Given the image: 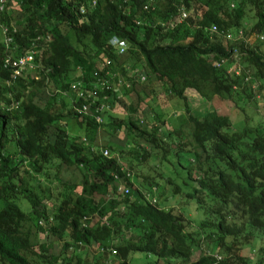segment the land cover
Instances as JSON below:
<instances>
[{
  "label": "trees",
  "instance_id": "obj_1",
  "mask_svg": "<svg viewBox=\"0 0 264 264\" xmlns=\"http://www.w3.org/2000/svg\"><path fill=\"white\" fill-rule=\"evenodd\" d=\"M91 1L7 0L0 12V262L132 264L129 255L143 252L155 257L151 264H264V43L257 39L264 32V0H155L146 10V0H97L95 6ZM2 26L12 37L8 43ZM112 37L125 40L124 53L109 43ZM27 51H34L33 67L12 79L4 59ZM221 59L227 62L218 66ZM253 80L258 90L246 93L245 84ZM75 82L100 98L91 103L78 97ZM142 84L152 85L150 94L164 88L159 100L166 108L169 100H182L189 132L179 126L163 133L160 118L148 123L150 113L141 105L149 94ZM187 89L206 101L233 99L240 109L234 98L243 95L258 110L257 91L262 113L245 114L238 122L252 126L242 129H233L228 114L215 109L199 119ZM103 95L109 109L97 123L94 107ZM82 103L89 111L79 115L74 107ZM112 103L126 115L110 113ZM65 119L83 129L85 140L70 136ZM104 124L112 136L124 131L132 146L95 143L91 135ZM158 151L167 167L176 159L185 168L181 156L191 159L185 170L195 182L187 194L198 201L196 227L185 211L160 208L133 184V169ZM124 157L130 158L131 177L122 171ZM62 165L81 167L82 176L76 183L60 181L65 192L48 210L44 202L51 196L39 178L49 180V168ZM114 174L128 194L116 192ZM137 176L149 191L161 180L180 191L162 171ZM32 227L46 241L35 240ZM256 239L259 253L251 263L243 250H253ZM86 247L99 254L89 259Z\"/></svg>",
  "mask_w": 264,
  "mask_h": 264
},
{
  "label": "rangeland",
  "instance_id": "obj_2",
  "mask_svg": "<svg viewBox=\"0 0 264 264\" xmlns=\"http://www.w3.org/2000/svg\"><path fill=\"white\" fill-rule=\"evenodd\" d=\"M231 42V41H229ZM253 45H258V42L255 41L252 43ZM225 63L227 60H224ZM247 68V67H246ZM253 79V78H252ZM259 82H248L245 84L247 87L246 93H250L253 90H258V88H254V85L258 86ZM143 85V84H142ZM141 88L146 89V93L149 94L148 98L147 96L145 97V103L141 105V107L145 110H147L150 115L149 119L147 120L148 123L150 124L151 122L158 123V118H160L163 122L161 123V132L166 133V128L168 127H181L185 133L189 132L188 131V126L185 123V114L183 111V102L179 98H173L172 100H169V106L166 108L162 105V102L159 100V95L162 96L164 92V88L162 87H155L152 94H150L149 88L151 89L152 85L150 86H145V84ZM149 92V93H148ZM116 94L121 97L122 92L117 88ZM241 94V93H240ZM186 95L189 100L190 105L192 106V114L196 116L197 118L201 119L204 115V113L208 110L215 109L218 112L222 114H228L230 117L232 123H233V129H242L244 126H252L251 122H246L244 120H241L240 122L239 119H242L243 116L246 115H251L252 118H256V116L261 112V107L263 105V100H262V93H259L257 91L254 92L255 98L258 99V102L256 106L258 107V110L254 108V100H250L246 102L244 99L243 95L242 96H237L235 95L234 100L236 103L241 106V109L239 107H235L236 104L234 103L233 99H222L220 97L215 96L211 101H206L204 98H201L199 94L193 90V89H187L186 90ZM131 98L132 95H130ZM128 98V97H127ZM130 99V98H129ZM244 100V101H243ZM250 102V103H249ZM245 103V105H244ZM247 103V104H246ZM244 108V110H243ZM260 108V109H259ZM112 114L114 115H119V116H124L126 115L125 109L118 105L117 103H112V107H110ZM262 113V112H261ZM141 117V116H140ZM67 122L66 128L68 130V133L70 136L72 135H79L81 137V141L83 138H86L85 135L83 134L84 131L82 128H80L77 123H75L74 120H68L65 119ZM153 124V123H152ZM94 137L95 143L98 145H103L106 143H112L113 147L115 149L117 148H128L131 147L132 144L129 141L131 138H128V142L125 138V132L119 131L116 136L111 135V128L107 125L104 124L101 126L99 129L95 130V132L91 135ZM161 155L162 153L160 151L155 152L154 157H151L148 159L147 162L143 164L142 167L135 168L133 169V184L140 190L145 191L148 193L147 195L149 198H155L158 206L160 208H168V207H176L179 209H182L185 211L186 215L192 219L194 226L196 227L200 221L199 216L195 213V206L198 205V201L195 195H189L187 194L188 191L191 190L192 184L195 183L191 179H189L187 175V170L185 168L187 167V161L191 160L189 159L188 156H181V162L182 164L185 165V168L180 165V163L177 162L176 159H172L173 161L172 165L169 167L166 166V162L161 163ZM121 165L123 166L124 169H127L130 163V158L124 157L119 159ZM157 171H162V173L166 176V174L172 176L174 178V181L177 185L180 187V191L178 193H174L171 191L172 185H168L166 181L161 180V186L158 187V189H155L153 191H149L147 183L143 180L141 176L137 175H144V176H154L157 175ZM49 172V180L44 179V178H39L40 183L42 184V187H48L49 189V194L51 196V199L45 200L44 204H46V207L48 210H51L55 205L56 202H58L57 197L59 198V195L61 193L65 192V186L64 184L60 183V181L64 182H71V183H76L81 179L83 169L81 167L77 168L74 166H66L62 165L59 170H56V167H51L48 170ZM193 177V176H192ZM187 182V183H186ZM34 186L36 183H31ZM171 186V187H170ZM166 187V188H165ZM165 189V195L162 196L161 192ZM20 204V207L22 209H26L27 202L26 200L22 199L18 201ZM185 203V204H184ZM31 225V223L29 224ZM33 231V236L35 240H37L39 243H42L46 241V237L44 235H40V233L36 232L35 229L32 227ZM35 234V235H34ZM50 239V244L53 248L52 251L58 252L59 246L56 245L54 246L52 243H56L54 238H49ZM49 239L47 241H49ZM260 241L256 239L253 242V250H250L249 248L245 247L243 250V254L249 257L250 262L253 260L254 256H256V253H259L258 246H259ZM60 245V243H59ZM37 250V248H35ZM207 248L204 246L203 250L205 251ZM87 252V256L89 259H92V255H97L99 254L98 250H95L94 248L91 247H86L84 250ZM264 250H262L263 252ZM199 255V251H196L194 255L192 256V260H195ZM155 260V257L148 255L143 252H133L129 255V261L132 264H151ZM92 260H89L88 264H94ZM252 263V262H251ZM0 264H3L0 262ZM108 264V262H106ZM253 264V263H252Z\"/></svg>",
  "mask_w": 264,
  "mask_h": 264
},
{
  "label": "built area",
  "instance_id": "obj_3",
  "mask_svg": "<svg viewBox=\"0 0 264 264\" xmlns=\"http://www.w3.org/2000/svg\"><path fill=\"white\" fill-rule=\"evenodd\" d=\"M155 0H146L145 4L143 6V8L146 10L148 9L150 6H152V3ZM97 3V0H92L90 2L91 6H95ZM7 5V0H0V12L5 10V7ZM85 6H81L80 7V12L81 13H85ZM185 13L181 14V17H184ZM214 29V27H213ZM2 34L4 35V40L5 43H8L11 41L12 37L8 34V30L7 27L2 26V30H1ZM257 39L259 41H261L262 43H264V32L260 33L257 35ZM48 38V37H47ZM109 43L118 50V53H124L126 50V42L125 40L119 39L117 37H112L109 40ZM34 58V51H27L17 57H10L7 56L4 61H3V66L5 68H8L11 72V78L15 79L16 77L20 76L22 74V72H24L25 70L32 68V61ZM225 59H221L220 61L217 62L218 66H221L223 64H225ZM232 67H229V71H232ZM238 73V69L236 70V74ZM145 78L144 76L140 77V80L143 81ZM248 79V77L246 78ZM76 83V82H75ZM72 87H78V91L76 92V95L78 97H83L84 99H90L92 98L90 101L91 103H95L96 100H98V97L100 98L98 92H96L95 90H91L92 88H87L82 90L81 89V84L78 82L76 84H73ZM103 101L100 102V104L96 105L94 107V118L95 121L97 123H101L103 121V117H102V111L106 108L109 109V104L106 102H104V100H106V96H102ZM75 112H77L79 115H83V114H87V112L89 111V104L88 103H82L80 106H75L74 107ZM83 140H85L83 138ZM102 154L104 156H109V151L107 149H101ZM122 171L126 172V176L127 177H131V173L126 171V169H124L122 167ZM114 180H115V190L118 194L121 195H126L129 192L128 186L120 179V177L117 174H114ZM152 202H155L154 199H152Z\"/></svg>",
  "mask_w": 264,
  "mask_h": 264
}]
</instances>
